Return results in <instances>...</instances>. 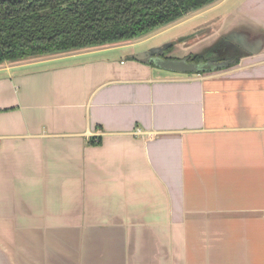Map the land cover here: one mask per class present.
I'll return each mask as SVG.
<instances>
[{"label":"crops","instance_id":"crops-1","mask_svg":"<svg viewBox=\"0 0 264 264\" xmlns=\"http://www.w3.org/2000/svg\"><path fill=\"white\" fill-rule=\"evenodd\" d=\"M191 18L167 57L234 65L132 57ZM0 264H264V0L1 62Z\"/></svg>","mask_w":264,"mask_h":264},{"label":"trees","instance_id":"trees-1","mask_svg":"<svg viewBox=\"0 0 264 264\" xmlns=\"http://www.w3.org/2000/svg\"><path fill=\"white\" fill-rule=\"evenodd\" d=\"M213 1L0 0V63L131 40ZM172 45L164 44L151 56L173 59L166 56ZM184 60L210 72L237 59L225 66L217 63L226 58L208 54H189Z\"/></svg>","mask_w":264,"mask_h":264},{"label":"water","instance_id":"water-1","mask_svg":"<svg viewBox=\"0 0 264 264\" xmlns=\"http://www.w3.org/2000/svg\"><path fill=\"white\" fill-rule=\"evenodd\" d=\"M142 36V35H141ZM161 48V47H160ZM159 48L151 49L150 51H141L138 53L132 54V57L141 60L146 57L150 58L154 62H158L161 67L176 71V72H194L199 69L197 64L192 62H187L184 59H157L151 56L152 51H157ZM170 50V49H169ZM41 56V55H38Z\"/></svg>","mask_w":264,"mask_h":264},{"label":"rangeland","instance_id":"rangeland-1","mask_svg":"<svg viewBox=\"0 0 264 264\" xmlns=\"http://www.w3.org/2000/svg\"><path fill=\"white\" fill-rule=\"evenodd\" d=\"M207 15H208V13H206V16ZM202 20H203V18H195V19H192L191 18L186 23H184V24H182V25H180L178 27L177 26L176 27L174 26V27H170V28H168L166 30H162V32L159 33L158 35L154 36V38L152 40H148V42H145L143 44H140V47L141 46H147L149 44H160V43L163 44L164 42H167V40L169 38H171L173 35H175L176 33L182 32V29L187 28L188 25H191L192 23H196V22L199 23ZM172 41L175 42V39H173ZM161 44L159 45V47L162 46ZM155 48H157V47H155ZM199 54H208V51L205 52V53L204 52L203 53L201 52ZM210 54H212V53H209V55ZM38 59H41V58H38Z\"/></svg>","mask_w":264,"mask_h":264},{"label":"flooded vegetation","instance_id":"flooded-vegetation-1","mask_svg":"<svg viewBox=\"0 0 264 264\" xmlns=\"http://www.w3.org/2000/svg\"><path fill=\"white\" fill-rule=\"evenodd\" d=\"M168 53V52H167ZM166 56H167V54H166ZM213 58H218V57H213ZM184 59V58H183ZM218 64V63H217ZM198 65V64H197ZM199 66V68H201V67H204L203 65H198Z\"/></svg>","mask_w":264,"mask_h":264}]
</instances>
